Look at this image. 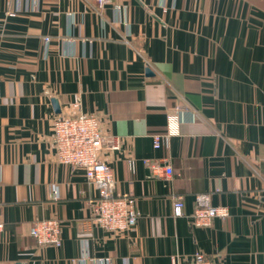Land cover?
I'll return each mask as SVG.
<instances>
[{
  "label": "crops",
  "instance_id": "crops-1",
  "mask_svg": "<svg viewBox=\"0 0 264 264\" xmlns=\"http://www.w3.org/2000/svg\"><path fill=\"white\" fill-rule=\"evenodd\" d=\"M178 103V133L154 149ZM77 111L101 118L100 155L138 211L127 231L90 226L96 191L54 159L51 120ZM165 164L170 175L151 167ZM263 173L264 0H0V264H171L198 251L264 264ZM199 193L228 214L195 227ZM49 217L61 244L38 246L30 227Z\"/></svg>",
  "mask_w": 264,
  "mask_h": 264
},
{
  "label": "built area",
  "instance_id": "built-area-1",
  "mask_svg": "<svg viewBox=\"0 0 264 264\" xmlns=\"http://www.w3.org/2000/svg\"><path fill=\"white\" fill-rule=\"evenodd\" d=\"M93 1L97 9H101L108 2V0ZM45 40H48V37H45ZM73 106L78 109V103H73ZM184 109H187V105L180 103L174 105L166 116L164 130L151 134L154 149L168 145L169 138L178 133ZM50 128L55 161L81 168L86 181L96 191L94 196L86 199L90 226L99 227L110 233H120L131 229L136 222L138 211L132 196L115 190L112 169L100 155L104 140L100 116L96 113L81 111L73 114H57L52 118ZM116 147L117 144L112 146V148ZM143 162L150 165L148 159ZM128 163L133 168V160L129 159ZM151 167L162 169L165 175L172 173L169 164L151 165ZM1 186L0 180V190ZM194 199L195 206L190 215L195 227H208L214 218L224 217L228 214L226 207L211 205L207 193L196 194ZM183 205L182 195H175L172 200V215L176 217L182 215ZM3 227L4 222L0 216V232ZM60 229V222L55 217L36 219L30 227V235L38 246H59L61 244ZM89 261L92 264H109L108 257H89ZM170 262L171 264H214L213 260L199 251L185 258L172 255Z\"/></svg>",
  "mask_w": 264,
  "mask_h": 264
},
{
  "label": "water",
  "instance_id": "water-1",
  "mask_svg": "<svg viewBox=\"0 0 264 264\" xmlns=\"http://www.w3.org/2000/svg\"><path fill=\"white\" fill-rule=\"evenodd\" d=\"M146 73H150L149 70ZM52 105H53L54 110L56 112H58L59 111V108H58V106L56 104V101L54 99H52Z\"/></svg>",
  "mask_w": 264,
  "mask_h": 264
}]
</instances>
